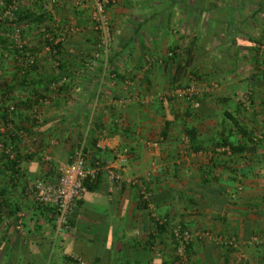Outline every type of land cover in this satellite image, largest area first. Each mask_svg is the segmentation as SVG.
Segmentation results:
<instances>
[{
	"label": "crops",
	"instance_id": "obj_1",
	"mask_svg": "<svg viewBox=\"0 0 264 264\" xmlns=\"http://www.w3.org/2000/svg\"><path fill=\"white\" fill-rule=\"evenodd\" d=\"M25 1L32 19L23 37L31 49L38 41L44 49L31 53L23 86L15 53L0 56V140L14 142L19 158L17 177L0 162V186L24 213L18 229L15 213L0 212V264H70L67 254L86 264L170 262L177 223L236 237L233 249L210 239L192 243L198 264H231L243 253L248 264H264L263 245L251 244L253 235L264 240V141L251 140L264 136V50L256 49L264 0H117L106 10L114 26L107 55L95 49L92 5L57 0L60 6L46 9L45 0ZM50 34L63 38L56 55L45 46ZM174 47L190 56L187 68L167 57ZM191 80L199 108L178 91ZM10 104L13 112L5 110ZM35 108L41 123L31 117ZM81 142L87 163L114 160L124 181L101 171L70 228L56 236L52 211L25 189L36 178L56 182ZM157 218L166 223L159 227Z\"/></svg>",
	"mask_w": 264,
	"mask_h": 264
},
{
	"label": "built area",
	"instance_id": "obj_2",
	"mask_svg": "<svg viewBox=\"0 0 264 264\" xmlns=\"http://www.w3.org/2000/svg\"><path fill=\"white\" fill-rule=\"evenodd\" d=\"M89 1L94 2V13L93 19L95 22V29L99 32L100 42L98 44L99 51L107 55L112 49L113 36L111 34L110 21L107 17L106 10L107 7L116 0H76L77 4H86ZM19 12L18 2L16 0H11L7 2L6 0H0V24L7 26L10 25L11 31L0 30V36L13 37L14 46L17 51L15 55L20 65L23 69L19 72L21 76H24L27 72V68L34 63L35 58L31 56V53L27 50L26 42L23 40L22 27L17 22V16ZM52 39V37H51ZM63 38H57L56 43L60 42ZM54 55L58 54L57 49H53L52 46L48 47ZM175 52H181L178 48L175 51L169 50L167 52V57H172ZM182 58L183 64L186 56L183 51L179 53ZM58 63V62H57ZM91 61H87L85 66H90ZM67 81V77H62L59 82L52 83V89L59 88L62 84ZM184 98L190 103L191 107L199 108L201 103L199 99L200 90L194 80L189 81V83L183 87H179L178 90ZM1 94V90H0ZM50 98H45L42 100L44 103H50ZM8 112H13L15 110V105L10 104L5 108ZM31 117L35 122L41 123L43 116L35 108L31 113ZM19 137L24 133V130L17 129ZM18 138V137H17ZM19 139V138H18ZM254 144H260L264 141V136L260 133L254 134L251 138ZM157 143L155 142V145ZM97 147L102 149L106 145L105 139H101L96 143ZM220 149H230L228 147H222ZM5 153L9 155L10 160H16L19 168V158L14 152V142L8 143L3 139L0 140V154ZM101 171H105L109 178L117 183H122L124 178L122 174L116 169L114 165V160L101 159L98 158L93 164L87 163L86 159V147L85 143L81 142L73 151L71 159L66 164L60 166L58 169V179L56 182H50L44 178H36L32 183H30L25 192L30 194L33 198L35 204L39 206H50L55 212H52L55 217V233L56 236L60 235L64 231H67L71 226V219L75 211V207L79 200H81L84 194L88 190L87 183L96 182L98 175ZM143 186V185H142ZM240 186H238L239 188ZM143 200H146L148 207L152 209V203L149 200V193L143 188L142 189ZM234 197L235 194L233 193ZM16 227L18 229L24 228V213L22 211L16 212ZM156 222L158 224H165V218H157ZM157 224V225H158ZM173 239L177 249L179 260L181 264H188L187 249L190 244L197 239L212 238V232L207 229L191 231L189 228L182 225L173 226ZM216 241L219 244L236 246L237 239L235 236H223L219 235L216 237ZM251 242L260 244L264 240L262 237L253 235L251 237ZM160 255V254H159ZM66 259L70 264H86L81 256L76 254H67ZM242 260V256L240 258ZM243 264H246L242 262ZM160 264H166L164 262ZM239 264V263H238Z\"/></svg>",
	"mask_w": 264,
	"mask_h": 264
},
{
	"label": "rangeland",
	"instance_id": "obj_3",
	"mask_svg": "<svg viewBox=\"0 0 264 264\" xmlns=\"http://www.w3.org/2000/svg\"><path fill=\"white\" fill-rule=\"evenodd\" d=\"M17 2H18V7H19V10L20 9H24V7L26 6V1L25 0H16ZM117 1V0H116ZM115 1V2H116ZM44 3H42V6L41 7H45L46 9L48 8V6H49V8H51V9H53L54 8V5H55V3H57L59 6H60V2H58L57 0H50V1H43ZM50 3L51 4H54V5H50ZM86 4H89V5H92L93 6V13H94V2L93 1H89L88 3H86ZM51 6V7H50ZM50 9V10H51ZM107 9H108V7H107ZM93 13H92V17H91V21L93 22V24H94V29H95V22H94V19H93ZM106 14H107V12H106ZM107 17H108V15H107ZM49 17H48V15H47V18L46 19H48ZM108 19H109V17H108ZM35 20H38V19H35ZM109 21H110V26H111V34H112V36H113V24H112V22H111V20L109 19ZM259 23H261L260 21H258ZM7 26H8V24H7ZM45 26V25H44ZM47 26H48V24H47ZM9 27V26H8ZM7 27V28H8ZM39 28V27H38ZM259 28V31L261 32V33H259L260 35V37H259V41H261V44H260V47H259V50H264V47H262L263 45H264V23H263V25H260L259 24V26H257V29ZM22 30H23V27H22ZM3 31H11V28L9 27L7 30L6 29H3ZM95 31H96V34H97V37H99L100 36V34H99V32L95 29ZM38 34H39V32H38ZM34 35V34H33ZM36 35H37V33H36ZM22 36H23V34H22ZM50 36L52 37V39H49V38H44L45 40H46V42H45V46L48 48V47H50L51 45H50V42H52V43H56V39H57V37H55L53 34H50ZM8 40L9 41H11V42H5V43H3V42H1L0 43V56L2 57V56H4V54L7 52V53H15V51H14V40H13V37H8ZM23 40L25 41V39H24V37H23ZM98 41L97 42H95V49H98V50H100L97 46H98V44H99V42H100V39L98 38L97 39ZM263 41V42H262ZM26 42V41H25ZM44 42V41H43ZM29 43V42H28ZM113 44H114V38H113V40H112V47H113ZM36 45H38V46H35V45H32L33 47H32V49H31V47H30V45L29 44H27L26 43V46H27V50L30 52V53H37V52H39V51H43V45H42V48H40L41 47V45H40V43H39V41L36 43ZM44 46V47H45ZM258 47V46H257ZM114 48V47H113ZM112 50V49H111ZM50 51V50H49ZM3 54V55H2ZM3 61V59H0V63ZM2 77H5V76H2ZM248 95V94H247ZM249 96V95H248ZM13 99V98H12ZM256 133H260V132H256ZM261 134V133H260ZM19 210V209H18ZM20 211H22L21 209H20ZM23 212V211H22ZM54 223H55V220H54ZM178 225L180 224V223H177ZM186 227V226H185ZM188 228V227H187ZM204 229H207V230H209L210 232H212V238H204V239H197V240H195V241H193L192 243H197V242H203L204 240H206V239H210L213 243H215V245L217 246L219 243L216 241V237H218L219 235H221V234H217V235H215V232H213L212 230H211V228H205V227H203ZM192 229V228H190V230L191 231H197V230H204V229ZM223 236H225V235H223ZM257 236H260V235H257ZM262 236V235H261ZM260 236V237H261ZM197 241V242H196ZM191 243V244H192ZM190 244V245H191ZM251 244L252 245H263V247H264V244L263 243H260V244H256V243H252L251 242ZM219 246L220 247H224V248H226V249H233V248H236L237 246H238V243L236 244V246H227V245H224V244H219ZM192 247V245L191 246H188V249H187V256H188V264H198V260H196V258L195 257H193V249L191 248ZM191 249H192V251H191ZM242 253V252H241ZM218 254L221 256V253H220V251H218ZM161 255V254H160ZM219 256V257H220ZM240 256H242V260H240ZM239 256V258H238V260L237 261H235V263L233 262H231V264H243L242 262H244V263H246V264H248V262H249V259H248V257L246 256V254H244L243 253V255H240ZM171 258H173L170 262H167V261H162V262H164V263H166V264H174L176 261H178L179 260V257H178V253H177V249L175 248V250L173 251V253L170 255V259ZM237 258V257H236ZM161 262V263H162ZM201 263V262H200ZM213 264H220V262H219V260L217 261V262H215V261H213ZM223 264H226V263H223Z\"/></svg>",
	"mask_w": 264,
	"mask_h": 264
},
{
	"label": "trees",
	"instance_id": "obj_4",
	"mask_svg": "<svg viewBox=\"0 0 264 264\" xmlns=\"http://www.w3.org/2000/svg\"><path fill=\"white\" fill-rule=\"evenodd\" d=\"M7 2H11V0H6ZM32 14V13H31ZM42 15H46V12L45 11H43V12H40L39 14L37 13V16L35 17L36 19H38V20H42V19H44L43 17H42ZM26 19H32L31 18V16H29V14L27 13V11H25V10H23V9H20L19 10V12H18V16H17V22H18V24L19 25H21V27H22V25L26 22ZM9 27H10V25H8ZM8 26H4V25H2V24H0V30L1 29H8L9 27ZM8 27V28H7ZM1 42H3V43H5V42H11V41H9L8 40V37H4V36H0V43ZM256 43H257V45H258V47L256 48L257 50H259V47H260V44H261V41H259V40H257L256 39ZM50 45L52 46V48L53 49H57V52L58 53H60V50H61V48H62V45H61V43L60 42H58V43H52V42H50ZM175 49H176V47H174L173 48V50L175 51ZM14 51H17V49H16V47L14 46ZM16 53V52H15ZM180 54H178V52H175V54L172 56V57H170L169 58V60L171 59V60H173V61H177L178 62V66H180V67H182V68H187V66L189 65V63H190V56L187 54V56H186V58H185V61H184V64H183V61H182V58H180ZM17 61H19V60H17ZM18 66H17V68H18V70H16V76H18L17 74H19V72L21 71V69H23V66L22 65H20L21 63H19L18 62ZM34 66V65H33ZM28 69L29 68H27V71H28ZM27 73V72H26ZM261 76L263 77V79H264V70L261 72ZM25 77L26 76H21L20 74H19V76H18V79L19 78H22L21 80H20V84H21V86H23V85H25V83H26V79H25ZM0 87H1V94H0V96H2L3 97V99H4V94L6 93V92H4V91H2V86H1V83H0ZM10 94H13V92H10ZM13 98V99H12ZM200 99V98H199ZM8 100H14V97H10V96H5V101H8ZM7 111V110H6ZM6 115V114H5ZM6 118H7V116H5ZM5 123H6V127L8 126L7 125V122L9 121L8 119H5ZM5 142H7V141H5ZM232 147V149H234L235 151H237V150H243V146H237V145H232L231 146ZM0 162H2L3 164H7L8 163V165H9V167H10V169L12 170V175L13 176H15V177H17L18 175H19V168L17 167V165H18V163H17V161L16 160H10V158H9V155L8 154H5V153H1L0 154ZM14 178V177H13ZM13 178H11V181H15ZM95 182H93V183H87V186H88V189H90L92 186H93V184H94ZM5 192H6V189H2L1 188V186H0V212H1V215H2V213L4 212V213H6V214H12V215H14V213L16 214V212H17V207L16 208H14L13 206H11V204L7 201V198L5 197ZM49 208H50V210L52 211V212H55L54 210H53V208H51L50 206H48ZM5 214V215H6ZM157 224H158V222H156ZM162 225H164V224H158V226L160 227V226H162ZM227 246H231V245H227ZM174 264H181V263H179L178 261H176Z\"/></svg>",
	"mask_w": 264,
	"mask_h": 264
}]
</instances>
